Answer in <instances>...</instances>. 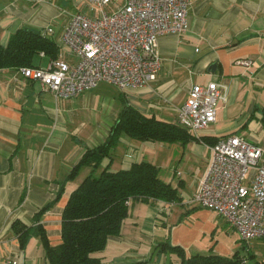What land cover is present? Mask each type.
I'll use <instances>...</instances> for the list:
<instances>
[{
	"label": "crops",
	"instance_id": "crops-1",
	"mask_svg": "<svg viewBox=\"0 0 264 264\" xmlns=\"http://www.w3.org/2000/svg\"><path fill=\"white\" fill-rule=\"evenodd\" d=\"M72 1L90 10L86 0ZM124 2L109 0L104 11L113 12ZM89 10L47 24L54 28L47 38L58 48L55 59L71 58L60 41L62 31L73 14H100L98 9ZM58 15L44 0H0V45L6 46L19 28L42 33L47 26L44 20H57ZM187 16L185 34L157 39L161 68L155 82L142 88L122 92L101 83L77 97L58 99L37 82L24 78L19 69L0 70V264H48L40 237L33 230L42 228L51 246L61 243L63 208L92 168L81 167L73 180H68V175L87 149L106 140L125 105L146 117L176 123L177 110L189 88L210 81L225 86V99L218 105L215 122L194 140L185 144L138 142L121 135L110 169L126 170L132 163L148 162L158 168L163 182L176 189L180 200L131 201L119 234L109 237L105 249L93 256L103 264H174L178 260L175 255L154 251L156 244L166 240L181 247L188 257L210 252L230 256L239 249L255 256L264 254V250L256 252L252 244H264L263 239L241 242L223 218L191 202L207 170L212 146L201 137L213 141L237 135L264 150L260 122L264 105V0H190ZM40 53L35 66L45 67L54 60ZM242 60L252 64H238ZM100 107L105 119L80 121V114H94ZM107 163L104 160L94 175ZM60 189L62 194L55 204L38 215ZM23 229L30 233L20 246L17 231ZM217 231L234 233V243H212Z\"/></svg>",
	"mask_w": 264,
	"mask_h": 264
},
{
	"label": "built area",
	"instance_id": "built-area-1",
	"mask_svg": "<svg viewBox=\"0 0 264 264\" xmlns=\"http://www.w3.org/2000/svg\"><path fill=\"white\" fill-rule=\"evenodd\" d=\"M86 2L100 14L70 17L60 40L70 59H54L45 67L19 68L24 78L58 99L77 97L101 83L126 92L155 82L161 68L157 39L183 35L189 28L190 0H125L110 13L104 11L109 0ZM53 31L47 25L42 34L48 36ZM238 64L248 67L252 61ZM224 99L221 83L192 85L177 110V124L198 137L215 122ZM191 202L223 218L241 242L264 240V150L237 135L217 139Z\"/></svg>",
	"mask_w": 264,
	"mask_h": 264
},
{
	"label": "trees",
	"instance_id": "trees-1",
	"mask_svg": "<svg viewBox=\"0 0 264 264\" xmlns=\"http://www.w3.org/2000/svg\"><path fill=\"white\" fill-rule=\"evenodd\" d=\"M40 52L55 59L58 48L40 31L19 28L10 35L6 46L0 45V70L35 66ZM260 110V122L264 130V105ZM121 135L138 142L181 144L196 138L177 122H164L154 117H146L125 105L106 140L87 149L68 175L67 179L73 180L81 167L92 168L91 173L72 191L63 208L61 243L51 246L42 228L33 230V233L40 237L48 264H103L93 254L103 251L108 238L119 234L131 201L179 202L180 197L176 189L163 182L158 176V168L148 162L132 163L126 170L110 169L112 152ZM201 140L207 145H214L217 141L204 137H201ZM104 160H107V165L99 175H94ZM61 194L60 189L56 199L44 206L38 215L49 210ZM29 233V229L17 231L20 246L24 244ZM154 251L168 256L175 255L178 260L174 264H264V258H258L249 252L241 255L239 251L230 256L210 252L188 257L181 247L172 246L167 240L156 244Z\"/></svg>",
	"mask_w": 264,
	"mask_h": 264
},
{
	"label": "rangeland",
	"instance_id": "rangeland-1",
	"mask_svg": "<svg viewBox=\"0 0 264 264\" xmlns=\"http://www.w3.org/2000/svg\"><path fill=\"white\" fill-rule=\"evenodd\" d=\"M46 1V3L48 5H50L54 10L55 12L57 13L58 17H57V20L55 19H47V20H44L45 21V24H57L58 23V19H61V20H64L65 18L68 17V15H70L71 13H74L76 11H79V12H88L89 9H87L86 7H84L83 5L82 6H75L73 4V1L72 0H44ZM87 4V2H86ZM90 11V10H89ZM64 49H66L64 47ZM67 50V49H66ZM44 64V63H43ZM113 87V86H112ZM114 88V87H113ZM103 111V108H99L98 110L96 109L94 111V114H91V113H84L83 115H79V119L80 121H86L87 123L90 121V120H93L94 119H97L99 120V122L103 119H105V116L102 114ZM233 234V236L231 235ZM229 233V234H226V233H223V232H219L217 231L214 235H213V241L212 243H214L216 241V243L219 245H229V244H233L234 243V238H235V234L234 233ZM252 244L253 246L255 247V251L256 252H260V253H263L262 251L264 250V244L261 242V241H252ZM240 252L241 255L245 254V250L244 249H239L238 250ZM258 258H264V254L262 255H259L257 256Z\"/></svg>",
	"mask_w": 264,
	"mask_h": 264
},
{
	"label": "water",
	"instance_id": "water-1",
	"mask_svg": "<svg viewBox=\"0 0 264 264\" xmlns=\"http://www.w3.org/2000/svg\"><path fill=\"white\" fill-rule=\"evenodd\" d=\"M211 69H212V72L215 71V64H213V65L211 66Z\"/></svg>",
	"mask_w": 264,
	"mask_h": 264
}]
</instances>
